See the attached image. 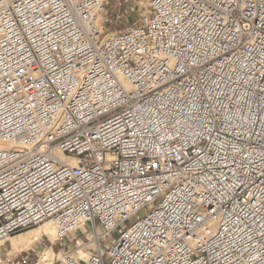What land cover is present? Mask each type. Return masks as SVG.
I'll list each match as a JSON object with an SVG mask.
<instances>
[{"label": "built area", "instance_id": "1", "mask_svg": "<svg viewBox=\"0 0 264 264\" xmlns=\"http://www.w3.org/2000/svg\"><path fill=\"white\" fill-rule=\"evenodd\" d=\"M45 223L0 264H264V0H0V241Z\"/></svg>", "mask_w": 264, "mask_h": 264}, {"label": "rangeland", "instance_id": "2", "mask_svg": "<svg viewBox=\"0 0 264 264\" xmlns=\"http://www.w3.org/2000/svg\"><path fill=\"white\" fill-rule=\"evenodd\" d=\"M135 19H136L135 15L131 14L130 17H128L127 21L134 22ZM118 25L124 26L123 21H120ZM36 228L38 227H35L33 229H28L15 236H18L20 234H25L27 232H29V234L33 233ZM97 231L101 233L102 230L98 228ZM95 234H96L95 227L91 225L83 226L81 229H79L75 233L70 234L68 238L63 242V246L57 244V246H55L54 248L55 254L58 255L60 250L64 249L65 250L64 252H69L75 258H82L81 254L83 253V255H85V258H82V259L86 260L88 256L91 253H93L96 247ZM113 237L117 238L118 237L117 233H114ZM55 243L56 241L53 243V241H51L50 239L43 237L41 240L33 244L29 249L23 250L21 252L35 250L37 254L41 255L42 253L45 252L47 248L51 247V244H55ZM9 250H10L9 240H6L5 245L2 248H0V257L9 253ZM17 253H20V252H17ZM13 254H16V253H13Z\"/></svg>", "mask_w": 264, "mask_h": 264}, {"label": "bare ground", "instance_id": "3", "mask_svg": "<svg viewBox=\"0 0 264 264\" xmlns=\"http://www.w3.org/2000/svg\"><path fill=\"white\" fill-rule=\"evenodd\" d=\"M43 237L50 239L51 241H53V243L55 242L54 228L52 227L51 223H45L40 225L34 230L33 233L29 234V232H27L25 234H20L18 236L11 237L10 239H8L10 244L9 254L29 249L33 244L41 240ZM4 245L5 240L0 241V248H2ZM53 255L54 252L49 247L42 254V260H51ZM81 257L85 258V255H83L82 253Z\"/></svg>", "mask_w": 264, "mask_h": 264}, {"label": "crops", "instance_id": "4", "mask_svg": "<svg viewBox=\"0 0 264 264\" xmlns=\"http://www.w3.org/2000/svg\"><path fill=\"white\" fill-rule=\"evenodd\" d=\"M55 251V249H53Z\"/></svg>", "mask_w": 264, "mask_h": 264}]
</instances>
